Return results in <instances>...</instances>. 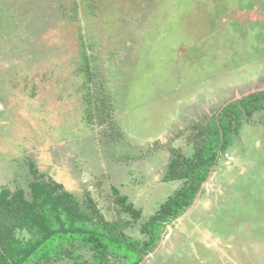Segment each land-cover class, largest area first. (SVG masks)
Here are the masks:
<instances>
[{
	"label": "rangeland",
	"instance_id": "1",
	"mask_svg": "<svg viewBox=\"0 0 264 264\" xmlns=\"http://www.w3.org/2000/svg\"><path fill=\"white\" fill-rule=\"evenodd\" d=\"M260 93L264 0H0V192H11L0 231L31 238L10 202L47 175L145 243V224L187 183L170 170L227 105ZM72 250L39 264L93 258ZM139 264H264V105Z\"/></svg>",
	"mask_w": 264,
	"mask_h": 264
},
{
	"label": "trees",
	"instance_id": "2",
	"mask_svg": "<svg viewBox=\"0 0 264 264\" xmlns=\"http://www.w3.org/2000/svg\"><path fill=\"white\" fill-rule=\"evenodd\" d=\"M262 105L264 93L249 95L240 103L227 105L218 119L209 125L205 143L196 156L187 160L185 168L177 165L176 170H170L169 179L186 180L187 183L169 196L145 224L143 230L149 235L145 243L124 235L119 223L101 220L94 203L90 204V212L82 211L72 192L44 175L30 183L31 197L27 198L25 191L20 189L11 199L10 206H15L10 210L17 220L13 226L28 229L32 236L23 243L11 230L0 231V264H39L41 260L77 258L79 254L72 250L74 245L93 251L88 264H107L109 256L118 264H139L155 247L162 226L177 219L193 202L208 178L209 169L215 165L219 150H225L240 131L245 114L251 115ZM10 194L7 189L0 192V206Z\"/></svg>",
	"mask_w": 264,
	"mask_h": 264
}]
</instances>
